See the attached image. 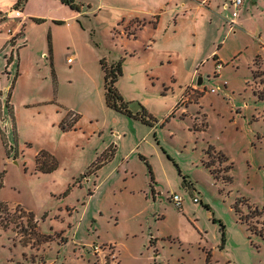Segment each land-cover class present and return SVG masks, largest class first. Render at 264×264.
I'll list each match as a JSON object with an SVG mask.
<instances>
[{"label": "rangeland", "instance_id": "374dc122", "mask_svg": "<svg viewBox=\"0 0 264 264\" xmlns=\"http://www.w3.org/2000/svg\"><path fill=\"white\" fill-rule=\"evenodd\" d=\"M85 1L104 7L81 15L85 33L57 29L54 65L40 56L54 20L30 17L15 44L0 21V264H264V0H246L231 35L188 16L150 47L133 36L154 0ZM95 51L124 58L117 87L153 126L107 108Z\"/></svg>", "mask_w": 264, "mask_h": 264}, {"label": "crops", "instance_id": "0c3cea01", "mask_svg": "<svg viewBox=\"0 0 264 264\" xmlns=\"http://www.w3.org/2000/svg\"><path fill=\"white\" fill-rule=\"evenodd\" d=\"M17 1L18 0H16L15 4L13 2H5L1 4L0 21L8 19V16H6L7 13L11 14L12 16L11 21L14 24H10L9 33L12 35L11 39H13V42L15 44L16 39L18 37L26 36L27 31L29 29H33L32 27H34V25L30 23L29 21V19H31L30 17L38 16L39 18H45V19L51 18L52 20H54L55 26H50L51 35L48 37V50L45 49V47H41V53H40L41 57H46V59H50L52 61V64L54 63V59L56 58L55 56H56L57 29H59V27H61L62 29L63 27V29H67V31L70 32L72 36L74 32L85 33L86 28H85V25H83V22L81 20V15L82 16L92 15V13H97L98 10H102L104 7L103 4H99L97 7H95L96 5L94 4V2H91V1L87 2L85 0H74L75 2L79 4H82L80 10L75 11L72 8H70L68 5L63 4L60 0H54L57 2L50 1V0H28V2L25 4L24 7L19 8V7H16ZM31 1H33V4L37 6L38 5L43 6L49 12H52V11L55 12L56 15H51V14L43 15V14H36L31 11H27L26 6ZM154 2L156 4H159L158 7L150 8L145 11H142L143 25L142 27L139 26V28L137 29V33H135L133 36L136 38V42L139 41L140 36H141L142 38L141 44L143 45L147 44L148 47L152 46V44H154L155 42H158L162 38L164 32L166 34L170 32L172 36L173 34L177 33L178 28H180L181 25H183V19L188 16L190 17L192 16V18H194L195 20H197L198 16L206 19L211 25L210 32L212 31V27L216 25L217 31H221L222 29H224L226 36L231 35V33L235 32V29H236V28H233L232 22L238 23L239 13L237 12H239V10L243 6L246 5L244 4L246 3V0L243 1V4L241 5L240 8H237L233 4L232 0H154ZM15 11L17 13H15ZM236 13L238 15H236ZM16 14H19V15H16ZM111 15L113 16V14ZM117 18H118L117 19L118 26H120L121 24H126L127 22H129L130 25H132L136 20L140 22L142 19V17L139 16L136 19L132 18L130 20L128 19L127 16H124V15H121L120 17H117ZM173 19H174V23L176 26L175 28L172 27ZM148 22L149 23L151 22L150 24H152V28L150 27L146 28V24ZM140 25H141V22H140ZM20 31L22 32L20 33ZM121 33H122L121 34L122 36L130 37L127 31L124 32V30H122ZM8 40H9L8 36L4 38L5 42L3 43V45L0 46V52L8 48V43H7ZM49 41H51V48H50ZM26 44H28L27 41H25L24 45ZM69 54L70 53L65 54L66 58L70 56ZM72 54L76 56L80 64H83L84 55L79 48L76 47V49L72 51ZM215 57L217 58V61L220 64H222L221 63L222 61L218 57V55H216ZM89 58L93 59L94 64H96L97 61H99V64H100V61L103 58L107 60L108 59L111 60L110 58H107L96 51ZM169 59L171 60L172 58H169ZM67 60L68 61L71 60L72 62L71 57H69ZM164 62H165L164 59L161 60L162 64ZM100 67H101V64H100ZM204 74L205 73H201L197 71L196 69L192 71L191 76H192V79L195 80L200 75V80L198 84L201 85L204 83Z\"/></svg>", "mask_w": 264, "mask_h": 264}, {"label": "trees", "instance_id": "16d2710c", "mask_svg": "<svg viewBox=\"0 0 264 264\" xmlns=\"http://www.w3.org/2000/svg\"><path fill=\"white\" fill-rule=\"evenodd\" d=\"M60 1L63 4L68 5L72 9L80 10L81 8V5L76 3L74 0H60ZM27 2L28 0H18L16 7L22 8L25 6ZM33 20L36 21L37 23L43 22L42 20L39 19H33ZM49 44L51 48V41H49ZM123 60L124 58L118 61H112L103 58L100 61L101 69L103 71V76H104L103 95H104L105 104L108 109L116 111L127 117L139 120L144 124L153 126L155 119L149 114L147 109L143 106H140V109L138 111H133L130 107V103L123 98L117 87L119 78L123 75ZM252 73L254 77L257 78L256 73L254 71ZM259 94L264 97V92L263 93L259 92ZM67 127H68L67 122H63L62 128L67 130ZM113 154H114V149L112 147H109L106 151H104L100 155L101 156L100 160L91 165L92 171L99 170L104 165H106L111 160ZM40 157L45 158L48 164H50L47 167L43 168L44 169L43 171L50 172L56 167V162L50 154L46 152H41L38 155L37 160H40L41 159ZM220 158L224 161H228V158L225 155H221ZM210 163L211 162H208L207 165L210 166ZM29 218L33 219V216L29 214Z\"/></svg>", "mask_w": 264, "mask_h": 264}, {"label": "built area", "instance_id": "2783aa9c", "mask_svg": "<svg viewBox=\"0 0 264 264\" xmlns=\"http://www.w3.org/2000/svg\"><path fill=\"white\" fill-rule=\"evenodd\" d=\"M244 0H232L233 4L237 7L240 8L241 5L243 4ZM233 24V23H232ZM69 62H71V60H69ZM221 64L219 63L217 68L220 69L221 68ZM171 199L176 203L177 206L181 207L182 206V197H180L179 195L175 194L171 197ZM195 201H198V199H195Z\"/></svg>", "mask_w": 264, "mask_h": 264}]
</instances>
